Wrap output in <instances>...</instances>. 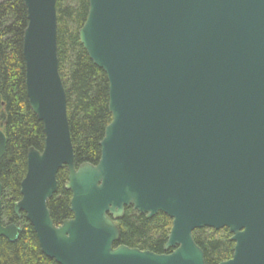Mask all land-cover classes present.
Segmentation results:
<instances>
[{
	"label": "water",
	"instance_id": "obj_1",
	"mask_svg": "<svg viewBox=\"0 0 264 264\" xmlns=\"http://www.w3.org/2000/svg\"><path fill=\"white\" fill-rule=\"evenodd\" d=\"M26 90L43 123L15 212L59 264H207L194 232L228 228L232 258L264 264V0H89L79 39L109 81L97 164L76 166L58 57L57 0H24ZM7 139L0 129V158ZM69 176L73 217L49 201ZM0 239L21 227L2 221ZM127 208L173 220L163 253L124 244Z\"/></svg>",
	"mask_w": 264,
	"mask_h": 264
},
{
	"label": "trees",
	"instance_id": "obj_2",
	"mask_svg": "<svg viewBox=\"0 0 264 264\" xmlns=\"http://www.w3.org/2000/svg\"><path fill=\"white\" fill-rule=\"evenodd\" d=\"M89 0H57L58 57L60 73L67 90L68 115L74 146L75 163L97 164L101 157L100 142L112 121L109 111L107 74L96 66L79 39ZM28 25L24 0H0V128L7 139L5 154L0 158V182L3 185L2 221L21 227L15 241L0 239V264H59L42 252L39 239L25 213L15 212L21 200V184L27 174L28 152L31 147L42 151L45 145L43 123L33 112L26 90V64L23 38ZM66 167L58 173V191L49 201L55 223L73 217L72 193L65 188ZM124 244L141 250L164 252L173 220L159 212L152 218L127 208L118 222ZM204 250L207 264H219L233 256L235 243L228 228L198 229L194 232Z\"/></svg>",
	"mask_w": 264,
	"mask_h": 264
},
{
	"label": "rangeland",
	"instance_id": "obj_3",
	"mask_svg": "<svg viewBox=\"0 0 264 264\" xmlns=\"http://www.w3.org/2000/svg\"><path fill=\"white\" fill-rule=\"evenodd\" d=\"M65 4L66 5H70L71 4V0H65ZM1 129V128H0Z\"/></svg>",
	"mask_w": 264,
	"mask_h": 264
}]
</instances>
